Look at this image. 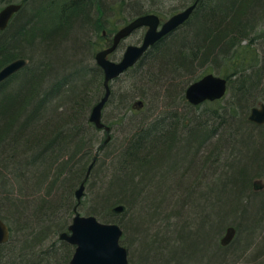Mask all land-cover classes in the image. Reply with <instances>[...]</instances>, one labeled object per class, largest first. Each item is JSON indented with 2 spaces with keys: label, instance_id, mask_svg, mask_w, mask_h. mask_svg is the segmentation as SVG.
<instances>
[{
  "label": "trees",
  "instance_id": "trees-1",
  "mask_svg": "<svg viewBox=\"0 0 264 264\" xmlns=\"http://www.w3.org/2000/svg\"><path fill=\"white\" fill-rule=\"evenodd\" d=\"M3 2L16 0H0V9ZM19 2L21 9L0 34V70L18 57L28 59L27 66L0 83V167L7 171L4 179L0 175V187H10L6 214L16 224L12 227L6 215H0L11 232L8 242L0 245V264H70L73 244L61 238L46 243L52 231L55 237L69 231L72 222L62 223V209L68 206L69 218L76 213L79 202L71 204L74 183L80 187L85 182L87 187L106 160L102 155L112 157L107 172L100 168L111 180L101 183L107 192L100 193L99 204L117 200L124 212L133 214L120 222L110 213L114 219L98 218L136 232L134 240L142 245L138 264H264V191L252 188L254 176L264 172V125L248 118L251 108L264 102V0H183L181 9L197 2L190 18L124 74L143 68L148 59L149 70L141 77L156 85L149 98L172 99L174 107L180 98L192 111L184 113L181 104L179 113L162 114L154 109L164 103L158 101L152 110L157 117L138 124L114 152L107 151V134L94 148L97 138L91 132L97 127L87 114H71L67 122L57 113L52 117L54 101L66 93L74 102L75 90L83 97L81 88L90 86L86 74L92 73L101 87L93 95L96 105L105 93L104 71L98 63H85L96 55L80 56L112 45V30L108 36L102 31L107 26L104 18H113L117 11L132 19L149 13L162 18L167 11L160 7L166 0ZM108 8L113 15L107 16ZM95 9L101 14L93 18ZM34 52L45 60L36 59ZM67 68L74 71L63 73L45 90L47 77ZM213 68L228 79L229 96L191 104L186 87L202 77L198 69L202 73ZM138 76L137 70L131 73L134 80ZM112 98L113 92L107 104ZM233 221L246 233L240 237V243L249 245L245 260L243 252V260L233 258L240 247L237 239L228 241L231 246L237 243L236 251L231 246L221 249L219 243L221 232L235 228ZM17 227L22 237L15 243ZM191 239L200 241L201 250L197 255L183 253L185 261H180L179 250ZM212 249L221 261L204 260Z\"/></svg>",
  "mask_w": 264,
  "mask_h": 264
},
{
  "label": "rangeland",
  "instance_id": "rangeland-1",
  "mask_svg": "<svg viewBox=\"0 0 264 264\" xmlns=\"http://www.w3.org/2000/svg\"><path fill=\"white\" fill-rule=\"evenodd\" d=\"M19 1H21V0H16V3H19ZM5 3L6 2H3L1 5L5 6ZM181 4H183V0H166L165 5L160 7L163 9L164 12H165V10L167 11L162 17L163 20H167L173 14L183 10V9H181L182 7H180ZM107 10H108V12L106 13L107 16L114 14V11H112V9L109 10V8H108ZM116 11H117V9H116ZM100 14L101 13H98L97 9L93 10V12H92L93 18H95L96 16L98 17ZM126 16H127V14H126ZM126 16L123 14H120V12L117 11L116 14H114L113 18L107 19L105 17L104 20L106 21L107 26H105V29L104 28L102 29V31L105 30V35L108 36L109 31L112 30V33L110 35H112L111 37L113 39L114 34L121 27H123L125 24H127L132 19L129 17L127 18ZM259 21H260V18H259ZM260 22H262V21H260ZM146 30H147L146 27L140 28L137 31H135L133 34H131L130 36L125 38L124 41L121 43L120 48L117 50L115 55L111 56V58L114 60H119L122 58L123 53H124V51L128 45L140 44L144 38ZM26 51L30 52V50H28V49H26ZM88 51H86L87 52L86 54L81 55L80 58H82L84 56L88 57L89 54L91 56L94 55V57H95L96 53L99 50L95 51L94 53H91V51H89V52ZM262 53H263V51H262ZM34 55H35L36 59H38L39 61L45 60L44 58L41 59V57H42L41 53L38 54L37 52H34ZM36 63H38V62H36ZM85 63L93 64L92 66H94V67L97 65V61L95 60V58L93 60H90V59H88V61L85 60ZM149 64L150 63L148 62V59H147V61H145V64L143 65V68L132 69V70H130V73L123 74L119 79L114 80L112 82L111 88H112V92H113V98L110 101V103L107 104V106L103 110V120L108 125H111V127H112V131L110 133V139L108 140V142H110L109 143L110 146L107 149L108 152H110L112 149H113V152L114 151H120L122 148L121 146L123 145V143H125L126 137L128 135H130V132L134 131L135 128H137L138 124L142 123L145 120L150 122L157 117L156 114L158 112L156 114H154V112L152 110H153V106L158 101H159V104H162L163 102L164 103L162 104V106H160V108H157V106H156L154 109H157V111H159V110L162 111V114L165 112H171V111H176V110H178V113H179L180 110H183L180 108L181 104H182L181 107L186 108V110H183V111H185L184 113H187V112L190 113L192 111V107L186 106L187 104L184 105V101H182L180 98L179 99L177 98V101H176L177 105L175 107L173 106L174 104L171 105V102L173 101L172 99H168V100L160 99L157 101H153L152 99L149 98V96L153 92L156 85L154 82L149 81L148 78L143 79V76L141 77L142 73H143V75L144 74L147 75V71L149 70ZM72 69L73 68H67L66 70H64V72H63V70H61L57 73L58 75L56 74V72H54V74H52L54 79L52 77H47L48 79L46 78L47 81L45 82V85H44L45 90H47V89L50 90L51 88H53L54 85L58 81L57 79L66 75V74H68V75H69V73L71 74L74 71V70L71 71ZM136 70L140 75V76H138L139 77L138 81H137V78L135 80H134V78H131V73H135ZM199 70H201V69H198L197 73H198V75H201L200 74L201 72H199ZM212 71L216 74H220L214 68ZM63 73H65V74L62 75ZM46 75H47V73H46ZM56 75H57V78L55 77ZM86 75L88 77V80L90 81V83H89V81L87 80V82H88L87 84H90V86H88V87L84 86V88L83 87L81 88L82 91L84 92L83 97L81 96L82 93L79 94V91H76L74 89L75 90L74 99H76L77 102H76V100L74 102L73 101L70 102L68 100V98L65 97L66 93H63L62 96H60V98L57 97L56 100L54 101V106H53L54 112H52V114H50V115H53L52 117H54V114L57 113L58 115L63 116L66 119V122H67V120H69V117H71V114H75V113L81 117H84L87 114V116L89 117L91 110H92V107L95 105V99L93 98V95H96L98 93V91L101 89V87H99V84H98L99 80L96 79V77L92 73H89ZM55 80H56V82H55ZM135 82H137L136 85L134 84ZM77 84H80V83H77ZM81 85H83V84L81 83ZM145 92L147 93V96L142 95V93H145ZM226 96L228 97L229 94H227ZM71 98H72V96H71ZM139 100H142L144 103H142L141 105L137 104V101H139ZM90 102H94V105H92L91 107H89ZM261 103H263V102H261ZM261 103H258L257 105H259ZM61 105H63L62 106L63 108L61 107ZM73 105H76L77 107L76 106L74 107ZM71 106H73V107H71ZM74 109H76V111H73ZM249 114H250V112H249ZM50 115L48 117H50ZM123 115H127V118L122 119L121 116H123ZM92 131H93V132H91L92 137H94L95 139L97 138L96 139L97 145H96V147H94L95 149H97L98 144H101L105 140L107 135L101 129L95 128ZM107 139H108V137H107ZM117 148H119V149H117ZM102 157L106 158V160H104ZM101 159H102V161L103 160L104 161L102 162L100 167H98L96 169V171L94 172V174L91 178V181L88 182L87 187H86L84 194H83L80 201L77 199L76 194H75L77 192V190L79 189V182L76 181L74 183V187H73L74 190L72 189L74 191V198H73L74 200L71 201V204L73 206V204L75 205V203L77 204V202H79L78 211L82 215H93V214H91V212L96 211L98 215H94V216H96L97 218H98V216H108L109 215V217L114 219V216H110V214H111V215H115L116 219L120 222V221H123L126 218H128V216L129 217H130V215L132 216L133 211H131V214L129 213V215L124 211L115 212L113 210V208L115 207V205L120 204V203L116 202L117 200L115 202H112L111 204H109L111 206H109L107 203L99 204L101 201L100 200V193L104 194L107 192V190L104 189V186H102L101 183L106 182L105 180H107V179H108V181L111 180L110 179L111 177L109 175H108L109 177H107V176L103 177L102 176V172H100V168H102V170H104L103 172L105 173L107 168L109 169V167H110L109 164L112 160V157L111 156L106 157L105 155H102ZM82 164H84V160H82L80 162L79 166H82ZM6 174H7V171H4V169H2L0 167V175L3 176L2 177L3 179H4V177H7ZM256 181H258V183L263 185L261 189H256L254 187V183ZM252 185H253L252 188L255 191H258V192L264 191V172H262L260 175L257 174L256 176H254ZM9 193H10V187L8 185H2L0 187V215L1 216L6 215L7 218L5 220L7 222L9 221V223H12V227H13V226H16V224L12 220V217L9 214L8 215L6 214V209H8V207H9L7 204V202H8L7 201L8 200L7 195ZM32 197L33 196H31L30 198L33 199ZM66 208L67 209H62L64 211L63 213L65 214V215H63L64 218L62 220V223L63 222L65 223L66 220H67L66 221L67 223H71L73 220V216H75L76 213H73L71 215V217L69 218V215H70L68 212L69 208H68V206H66ZM62 210H60V213L62 212ZM72 211H73V209H72ZM70 213H71V211H70ZM99 214H101V215H99ZM99 218L102 221L104 220L103 217H99ZM158 221H160V218H158ZM112 222H114V221H112ZM115 223H117V221ZM118 224H120V223H118ZM120 226H121V224H120ZM231 227H233V228L235 227L234 229H236L234 231L231 239L234 241H235V239H237V242L239 241L238 245L240 247L237 245V243L235 245L231 246L230 245L231 239L228 240V241H230L229 242L230 244L228 243V241L226 242L225 245L222 244L223 239L227 238L229 235L227 230H225L224 232H221L218 236L219 243L222 247L221 249H225L228 247L230 248V246H231V248L233 247L234 250L236 251V249L239 247L237 249L238 253H236L233 256V258L243 260L242 257L244 256L243 258L245 260V256H249L247 254L245 255L246 250L249 248V245L246 244V242L240 243V237L242 236V234L246 235V233H242L240 226L237 222L233 221ZM124 229L125 228H123V230ZM17 230H18V227L15 229V235H16L15 243H16V241H18L22 237L20 231H17ZM53 234H54V231H52L49 234V239L46 243V247L49 246L54 240L60 238L59 235H57V237H55V236H53ZM135 234H136V232H134L133 230L125 229L124 234H123V238H122L123 241L121 240L123 245L126 244L127 246H129L128 250H129L130 261H132V264H138V261L141 258L139 256V252H140V250H142L141 243H139L138 240L137 241L134 240V238L137 237V236H135ZM20 241H21V239H20ZM243 243H245V244L241 245ZM20 244H21V242H20ZM126 245H124V246H126ZM180 245H181V243L178 246H180ZM178 246H177V248H175L177 251L180 249ZM240 249H241V251H240ZM200 250H201L200 241L191 239L190 243H185L182 250H179V251H181L180 261H185V258L182 259L183 253H189V256H191L192 254L197 255ZM239 252H240V254H239ZM242 252L244 253V255L240 257V255H242ZM250 252H253V251L250 249ZM206 253H207V255L204 256V260H207V261H219V260L221 261L222 260L221 255H219V254L216 255L213 249L211 250V252L206 251ZM205 258H208V259H205ZM204 260H200V261H204ZM213 263L214 262H212L211 264H213ZM200 264H203V263L200 262ZM204 264H206V263H204Z\"/></svg>",
  "mask_w": 264,
  "mask_h": 264
},
{
  "label": "water",
  "instance_id": "water-1",
  "mask_svg": "<svg viewBox=\"0 0 264 264\" xmlns=\"http://www.w3.org/2000/svg\"><path fill=\"white\" fill-rule=\"evenodd\" d=\"M196 6L197 2L173 14L163 23L160 16L155 13L140 15L115 33L111 46L97 52L96 60L104 71L106 86L105 96L94 106L90 115V120L97 128H105L106 131L111 130V126L106 125L102 118L103 109L112 93L110 84L128 69L135 66L159 40L183 25L190 18ZM21 7L22 4L20 3H9L0 10V34L9 27L12 18ZM142 27H147V30L140 44L128 45L120 60L109 58V55L117 50L122 40ZM27 64L28 60L20 57L5 65L0 70V83L19 72ZM227 92L228 79L210 73L190 83L185 94L191 104L200 105L206 101L222 99ZM249 120L259 125L264 124V103L251 108ZM109 139L110 135L105 144ZM94 163L95 160L90 165V170ZM262 186L258 181L255 182L256 189H261ZM85 189L86 185L83 182L76 192L79 201ZM124 209V205H117L113 210L122 212ZM234 231L232 228L228 230L229 235L224 239L225 243L232 238ZM123 233V228L118 223L104 222L94 215H82L76 212L69 226V231L63 232L60 238L75 245V252L70 264H129V250L121 242ZM9 238L10 227L0 217V245L6 243Z\"/></svg>",
  "mask_w": 264,
  "mask_h": 264
},
{
  "label": "bare ground",
  "instance_id": "bare-ground-1",
  "mask_svg": "<svg viewBox=\"0 0 264 264\" xmlns=\"http://www.w3.org/2000/svg\"><path fill=\"white\" fill-rule=\"evenodd\" d=\"M16 14V13H15ZM18 58H20V57H18ZM25 58V57H24ZM27 59V58H26ZM28 60V59H27ZM114 60V59H113ZM27 66V65H26ZM210 73H214L212 70H210V71H208V69L207 70H203L202 71V73H201V75H202V77H204L205 75H207V74H210ZM216 74V73H215ZM95 76V75H94ZM201 77V78H202ZM104 80H105V78H104ZM110 85H112V84H110ZM103 86H104V89H105V93H106V86H105V81H103ZM105 93L103 94V96H105ZM103 96L101 97V99L103 98ZM100 99V100H101ZM207 102V101H206ZM142 103H144L142 100H139V101H137V104H139V105H141ZM205 103V102H204ZM93 110V109H92ZM92 110H91V113H92ZM91 113H90V115H91ZM90 115H89V120H90ZM87 117V116H86ZM249 118V117H248ZM80 119V121H81V118H79V116H78V118H77V120H79ZM90 122H92L91 120H90ZM93 123V122H92ZM77 197V196H76ZM75 210H76V212H79L78 211V208H75ZM229 230V229H228ZM223 245H225L226 243L225 242H223L222 243Z\"/></svg>",
  "mask_w": 264,
  "mask_h": 264
},
{
  "label": "flooded vegetation",
  "instance_id": "flooded-vegetation-1",
  "mask_svg": "<svg viewBox=\"0 0 264 264\" xmlns=\"http://www.w3.org/2000/svg\"><path fill=\"white\" fill-rule=\"evenodd\" d=\"M264 103V102H263ZM262 104V103H261ZM260 105V104H259ZM256 106H258V105H256ZM259 125V124H258ZM262 125H264V124H262ZM107 135H109L110 134V132L112 131V129L110 130V131H106V129L105 128H101ZM254 187H255V183H254Z\"/></svg>",
  "mask_w": 264,
  "mask_h": 264
}]
</instances>
